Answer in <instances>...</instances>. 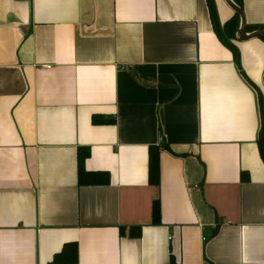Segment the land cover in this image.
<instances>
[{"label":"crops","instance_id":"0c3cea01","mask_svg":"<svg viewBox=\"0 0 264 264\" xmlns=\"http://www.w3.org/2000/svg\"><path fill=\"white\" fill-rule=\"evenodd\" d=\"M233 44L206 0H0V264H264V39Z\"/></svg>","mask_w":264,"mask_h":264},{"label":"trees","instance_id":"16d2710c","mask_svg":"<svg viewBox=\"0 0 264 264\" xmlns=\"http://www.w3.org/2000/svg\"><path fill=\"white\" fill-rule=\"evenodd\" d=\"M206 1H207L208 9L210 11L211 22H212L216 35L218 36L222 44L231 52L232 56L234 57L235 63L239 65L240 56H239L237 47L233 44V41L236 40V31L238 30L239 25H240L238 15L234 14L233 18L225 22L223 25H220L218 22L217 11L215 9L213 0H206ZM231 1H233L239 8H242V0H231ZM246 30L248 33L249 31L264 30V27L251 29L250 26L247 25ZM260 38L264 39V37H260ZM258 135H259V139L257 142L258 150L260 151V155L264 163V123H262ZM148 155H149L148 169H147L148 180L150 184L156 185L158 184V179H159L158 149L150 148ZM159 216H160L159 202L155 201L153 204V208H152L153 223L159 222L160 220ZM64 251H62V254L64 253ZM62 254L57 256V258L60 257Z\"/></svg>","mask_w":264,"mask_h":264},{"label":"water","instance_id":"95a60500","mask_svg":"<svg viewBox=\"0 0 264 264\" xmlns=\"http://www.w3.org/2000/svg\"><path fill=\"white\" fill-rule=\"evenodd\" d=\"M226 6L237 14L239 17V28L236 31V40L240 42H248L250 39H255L259 37H264V30H256L253 32L247 33L246 17L242 8H239L233 1L224 0ZM262 86L264 87V76L262 78Z\"/></svg>","mask_w":264,"mask_h":264},{"label":"built area","instance_id":"2783aa9c","mask_svg":"<svg viewBox=\"0 0 264 264\" xmlns=\"http://www.w3.org/2000/svg\"><path fill=\"white\" fill-rule=\"evenodd\" d=\"M46 68H48V69H49V67H46Z\"/></svg>","mask_w":264,"mask_h":264}]
</instances>
